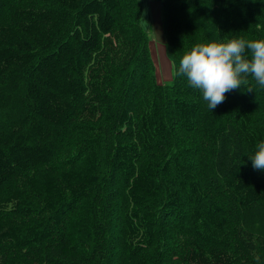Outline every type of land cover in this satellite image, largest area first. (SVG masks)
<instances>
[{"label": "trees", "instance_id": "1", "mask_svg": "<svg viewBox=\"0 0 264 264\" xmlns=\"http://www.w3.org/2000/svg\"><path fill=\"white\" fill-rule=\"evenodd\" d=\"M153 1L169 83L141 0H0V264H264V88L211 111L175 75L264 40V0Z\"/></svg>", "mask_w": 264, "mask_h": 264}, {"label": "clouds", "instance_id": "2", "mask_svg": "<svg viewBox=\"0 0 264 264\" xmlns=\"http://www.w3.org/2000/svg\"><path fill=\"white\" fill-rule=\"evenodd\" d=\"M175 75L186 77L212 111L224 102L226 93L239 89L249 75L264 88V40L232 38L227 42L198 43L182 56ZM255 149L249 158L252 167L264 171V140Z\"/></svg>", "mask_w": 264, "mask_h": 264}, {"label": "rangeland", "instance_id": "3", "mask_svg": "<svg viewBox=\"0 0 264 264\" xmlns=\"http://www.w3.org/2000/svg\"><path fill=\"white\" fill-rule=\"evenodd\" d=\"M141 0L142 10L144 11V3ZM158 3V2H157ZM155 3V4H157ZM158 9H153V18L152 22L149 24V28L146 29L148 33V37L150 40L149 48L154 61V65L156 66V75L159 83H169L171 80V65L166 57L165 48H164V28H163V16L161 12L160 4H157ZM144 13V12H143ZM144 20V19H143ZM162 61V62H161ZM165 63V64H164Z\"/></svg>", "mask_w": 264, "mask_h": 264}, {"label": "crops", "instance_id": "4", "mask_svg": "<svg viewBox=\"0 0 264 264\" xmlns=\"http://www.w3.org/2000/svg\"><path fill=\"white\" fill-rule=\"evenodd\" d=\"M142 1H143L142 3H144V11L142 10L141 22H142L143 27L148 29L150 22H152L153 20V18H151L153 15V9L154 8L158 9V6H157L158 3L153 0H142Z\"/></svg>", "mask_w": 264, "mask_h": 264}, {"label": "bare ground", "instance_id": "5", "mask_svg": "<svg viewBox=\"0 0 264 264\" xmlns=\"http://www.w3.org/2000/svg\"><path fill=\"white\" fill-rule=\"evenodd\" d=\"M162 62V61H161ZM171 63V62H170ZM165 64V63H164ZM172 77V76H171ZM174 79V78H173ZM161 88V87H160Z\"/></svg>", "mask_w": 264, "mask_h": 264}]
</instances>
